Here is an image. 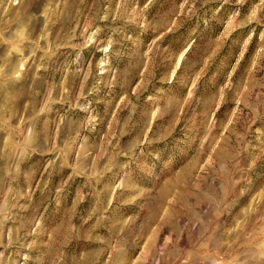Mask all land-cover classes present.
Masks as SVG:
<instances>
[{
  "label": "clouds",
  "instance_id": "clouds-1",
  "mask_svg": "<svg viewBox=\"0 0 264 264\" xmlns=\"http://www.w3.org/2000/svg\"><path fill=\"white\" fill-rule=\"evenodd\" d=\"M40 5L39 10L29 12L25 0H17L16 4L11 0H0V48L5 49V54L0 56V264H16L19 249L32 247L31 243H25L26 237L38 233L41 227L37 215L33 214L30 220L17 221L13 212L18 207L27 209L32 206L33 181H37L39 186L45 173L50 178L52 170L67 169L70 171L69 179L83 178L82 186L98 198L96 185L100 182L101 173L94 163H88L94 145H89L88 138L81 133L85 130L95 132L98 128L103 130L109 113L96 107L100 103L102 89L119 87L127 91L126 84L131 83L130 79L120 82L121 72L126 69L114 63V58L120 55L122 40L132 39L125 35L123 24L138 23L143 30H148L150 24L136 0H119L115 10L112 0H93L91 6L88 0H40ZM260 7L264 8V3ZM40 17H43L44 28L34 35L33 24ZM250 20L264 28V12L259 18L253 13ZM55 27L59 31L49 42L47 33ZM168 52L167 48L156 46L152 52L153 61ZM97 53H102L98 59ZM14 55L15 59L12 58ZM129 55L138 58L135 67L142 65V47H134ZM173 56L169 53L168 59H173ZM150 82L145 78L136 95H129L122 105V110L129 111L125 126L118 130L120 121L117 117L113 120L112 130L105 134L116 138L110 159L115 160L121 170L119 186L124 188L128 182L137 183L149 196L166 177L174 175L177 169L184 170L193 152H197L195 144L187 152L180 149L179 141H176L179 153L176 157L169 155L164 158L160 150H153V145L158 143L167 147L172 137L171 130L163 134L159 130L153 131L152 136L145 140L143 128L133 122L132 114ZM160 82H164L163 78ZM17 84L21 85L20 88L12 90L11 86ZM253 87L264 90V83ZM231 91L232 86L227 92ZM258 95L259 99L251 105L245 96L244 107L249 109L250 115L242 125L243 130H236V124L241 123V118L237 117L230 134L224 137V142L203 171L193 168L186 172L183 185L175 196V205L169 212L170 218L183 220L181 231L190 230L197 241L206 243L212 240L214 248L213 236L220 218L239 195L247 191L241 182L247 180L256 162L264 159V131L257 137L259 143L256 146L246 139L252 124L258 120L264 122V91ZM148 99L154 102L156 112L179 102L175 97H168L161 105L155 102L154 97ZM56 105L63 107V111ZM21 113L24 114L23 119ZM53 113L55 117L50 119ZM77 113H83V116ZM134 128L135 135H130L121 145V136L128 135ZM33 157H36L35 163L24 168L23 165ZM135 173L140 174L139 181L134 178ZM21 177L29 190L21 186ZM143 180L150 181V185H144ZM67 183L64 181L50 187L49 181L43 180L41 192L46 193V200L59 204ZM84 198V195H79L66 212L63 231L52 230L45 251L35 264H118L117 257L129 242L131 233L128 229L135 223V217L106 216L104 213L108 209L104 208L96 222L90 225L91 216L77 219L76 209ZM22 200L29 203L22 204ZM201 210H206L207 215H203ZM93 212L95 214V209ZM160 227L163 230L164 224ZM73 240L84 242L79 251L69 250ZM170 246L175 247L174 240L152 245V259L159 264H169ZM256 247L257 251L251 248L234 251L226 264H264V240ZM146 264H152V261L146 260Z\"/></svg>",
  "mask_w": 264,
  "mask_h": 264
},
{
  "label": "rangeland",
  "instance_id": "rangeland-1",
  "mask_svg": "<svg viewBox=\"0 0 264 264\" xmlns=\"http://www.w3.org/2000/svg\"><path fill=\"white\" fill-rule=\"evenodd\" d=\"M11 2L16 4L17 0ZM118 2L119 0H112L114 10ZM136 2L140 9H144V16L150 22L148 30L141 29L138 23H124V33L132 39L122 40L120 55L114 58L115 64L126 69L121 72L120 82L125 83L130 79L131 83L126 84L127 91L119 87L113 90L102 89L99 94L100 103L96 107L101 112L109 113L103 130L98 128L95 132L85 130L81 133L88 138L89 145H94L93 155L89 157L88 163H94L96 170L101 173L100 182L96 185L98 198L82 186L83 178L69 179L70 171L67 169H54L50 178L47 173L43 177V180L49 181L50 187L68 182L59 204L45 199L46 193L41 192L43 180H40L39 186L37 181H33L32 206L27 209L18 207L13 212L17 221L30 220L33 214L37 215L41 227L38 233L26 237L25 243H31L32 247L19 249L16 264H35L36 259L45 251L52 230L63 231L65 214L79 195H84L85 198L77 206V219L91 216L88 221L90 225L96 222L104 208L108 209L104 213L106 216L135 217V223L128 229L131 233L129 242L117 257L118 264H146V260L159 264V261L152 259L151 246L173 240L175 247L170 246L168 249L169 264H213V260L215 264H226L234 251H246L250 248L257 251L256 246L264 240V159L258 160L248 173L247 180L241 182V186L246 187L247 191L239 195L232 207L220 218L213 236L215 248L212 240L206 243L197 241L190 230L181 231L182 219L169 217L186 172L193 168H198V172L203 171L224 142V137L230 134L237 117L241 118V123L236 124V130H243L242 125L250 115L249 109L244 107L245 96L247 95V102L251 105L255 99H259L258 93L264 91L253 87L264 83V28L250 20L253 13L259 18L264 12V8L260 7L264 0ZM25 3L29 6V12L41 7L40 0H25ZM92 3L93 0H88L90 6ZM43 28V17H40L33 24L34 35H38ZM58 31L59 28L55 27L47 33L49 42ZM41 43L44 44L45 41L42 39ZM156 46L167 48L169 52L157 57L154 62L152 52ZM134 47H142L143 50L140 67H135L138 58L129 55ZM169 53L174 54L173 59H168ZM4 54L5 49L0 48V56ZM101 55L102 53H97V59ZM12 58L15 59V55ZM145 78L151 82L143 91L137 102L138 107L132 114L133 122L143 128L145 140L152 136L153 131L159 130L163 134L171 130L172 137L169 138L167 147L164 143H158L153 145V150H160L164 158L169 155L176 157L179 155L176 141H179L180 149L187 152L195 144L199 153L198 156L197 152H193L184 170L177 169L174 175L166 177L150 196L137 183L128 182L124 188L119 186L121 170L116 166V161L110 159L116 138L105 135L112 130L113 120L117 117L120 121L118 130L125 126L124 121L128 119L129 111L122 110V105L129 95H136ZM162 78L163 83L160 82ZM20 86L17 84L11 87L12 90H18ZM230 86L232 91L227 92ZM160 89L163 91H158ZM149 97H154L155 102L161 105L168 97H175L179 102H173L171 107H162L161 112H156L155 104ZM56 108L63 111L60 105H56ZM23 115L21 113V119ZM77 115L83 116V113ZM54 117L55 113L49 118ZM261 131H264V122L259 120L248 128L246 139L252 146L259 143L257 137ZM135 133L134 128L128 135L121 136L120 144L123 145ZM123 159L122 157L121 160ZM35 161L36 157H33L23 167L26 168ZM134 178L139 181L140 174L135 173ZM20 184L26 191L29 190L22 177ZM143 184L150 185V181L143 180ZM21 203L29 202L22 200ZM201 211L203 215H207L206 210ZM166 220L169 222L165 223ZM161 224H164L163 230ZM83 244V241L73 240L69 244V250L79 251Z\"/></svg>",
  "mask_w": 264,
  "mask_h": 264
}]
</instances>
